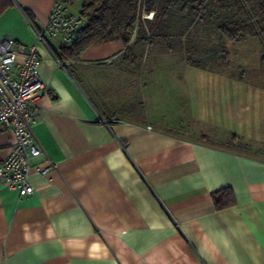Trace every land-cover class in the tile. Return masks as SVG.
<instances>
[{"label": "crops", "instance_id": "crops-1", "mask_svg": "<svg viewBox=\"0 0 264 264\" xmlns=\"http://www.w3.org/2000/svg\"><path fill=\"white\" fill-rule=\"evenodd\" d=\"M12 1L0 15V39L30 46L33 27L47 22L54 4L74 0ZM60 46L49 37L38 45L43 88L33 102L32 132L42 148L33 164L52 170L32 171L30 195L0 188V264H264V145L211 144L218 136L192 107L199 89L189 82L201 74L98 73L94 67L148 58L126 60L116 41L60 64ZM135 76L175 87H144L139 111L118 116L115 107L129 96L108 98L104 82ZM14 143L9 129L0 133V164ZM223 188L235 204L216 211L211 196Z\"/></svg>", "mask_w": 264, "mask_h": 264}, {"label": "rangeland", "instance_id": "rangeland-1", "mask_svg": "<svg viewBox=\"0 0 264 264\" xmlns=\"http://www.w3.org/2000/svg\"><path fill=\"white\" fill-rule=\"evenodd\" d=\"M67 9L79 15L80 0H74L73 6H68ZM197 35L202 37L199 39L201 42H197L198 45H196L201 51L200 58L203 61L201 66L204 68L202 70L181 64L180 60L173 55H159L164 47L161 39L156 37L150 41V47L145 51L136 47L125 56L126 60L145 56L148 58L146 62L144 60L145 63H141L140 59L135 63H125L124 59H120L112 66H97L93 69L98 73L126 72L132 76L141 72H151L156 75L168 73L180 75L181 79L187 74L199 73L202 79L189 82L197 85L196 88L199 89L194 96L192 107H198L201 111L200 123L207 122L212 125L206 129L213 132L216 137L218 136L213 137L216 139H212L211 144L230 149H237L239 146V151L261 149L264 145V64L261 62L264 45L262 41L258 38H247L241 42L220 44L213 34L200 32ZM47 38L46 36L45 39ZM194 38L197 37L191 33L188 42L193 44L196 41ZM211 50L213 52L210 54ZM191 58L194 59L195 56ZM159 81L161 80H143L138 76L124 80L119 78L112 80L111 83L105 81V94L108 98L116 96L121 100H127L129 96L128 103L115 107L118 116L126 117L132 111H135L134 114L139 111L137 106L144 87L151 89L164 87L159 85ZM163 82L169 89L175 87L171 80H162L161 83ZM143 83H148V86H143ZM131 102L135 106L127 107ZM177 106L172 104L168 109L173 114ZM111 108L114 110L113 107ZM235 134L240 135L241 139L244 138L248 146L244 147L239 138L234 139Z\"/></svg>", "mask_w": 264, "mask_h": 264}, {"label": "trees", "instance_id": "trees-1", "mask_svg": "<svg viewBox=\"0 0 264 264\" xmlns=\"http://www.w3.org/2000/svg\"><path fill=\"white\" fill-rule=\"evenodd\" d=\"M79 16L83 21L76 41L62 45L54 55L60 64L76 62L90 47L119 41L125 47L123 55L139 47L143 51L150 41L161 39L163 51L183 56L185 64L204 69L197 42L198 33L213 34L220 44L258 38L264 45V0H80ZM154 5L156 10H152ZM13 6L12 0H0V15ZM151 12V13H149ZM151 18H148L150 17ZM34 26V25H33ZM35 29L39 30L40 28ZM196 41L192 44L190 34ZM136 35L133 45L131 38ZM209 40H207L208 42ZM193 42V41H192ZM213 46V45H212ZM213 51H209L211 54ZM195 56L194 59L191 57ZM264 64V55L261 56ZM214 209L234 206L230 188L212 194Z\"/></svg>", "mask_w": 264, "mask_h": 264}, {"label": "built area", "instance_id": "built-area-1", "mask_svg": "<svg viewBox=\"0 0 264 264\" xmlns=\"http://www.w3.org/2000/svg\"><path fill=\"white\" fill-rule=\"evenodd\" d=\"M82 26L80 16L69 13L57 1L47 22L39 30L33 27L36 45H24L9 37L0 39V133L9 129L15 139L9 156L0 164V188L17 192L20 197L33 192L29 182L32 171L45 177L52 170L33 164L42 155L32 132L33 102L43 88L38 73V45L46 46V36L59 39L61 46L71 45Z\"/></svg>", "mask_w": 264, "mask_h": 264}]
</instances>
